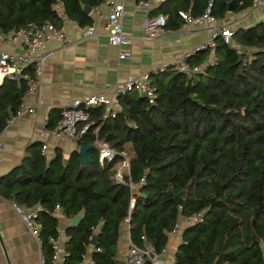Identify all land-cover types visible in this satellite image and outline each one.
<instances>
[{"label":"trees","instance_id":"trees-1","mask_svg":"<svg viewBox=\"0 0 264 264\" xmlns=\"http://www.w3.org/2000/svg\"><path fill=\"white\" fill-rule=\"evenodd\" d=\"M253 1L234 0L229 12L232 0H212L211 15L221 21L251 9ZM99 3L0 0V34L27 23L61 29L59 10L80 27L90 26L84 8ZM207 4L162 0L150 15L165 16L164 28L177 30L179 12L200 17ZM186 62L203 69L191 76L174 67L150 74L156 87L151 104L130 90L118 97L114 117L103 119L102 105L87 110L92 125L75 140L78 147H90L85 166L78 150L66 161L60 151L47 160L35 142L20 165L0 176L1 197L27 211L41 209L35 221L45 264L59 226L51 216L56 206L69 219L81 216L65 229L64 264H81L94 236L93 264H115L124 226L133 245H149L160 254L178 218L200 211L202 221L184 230L174 264H264V20L236 29L228 44L216 39L213 51L190 55ZM25 87L23 81L0 84V131L19 109ZM53 124L48 121V128ZM98 142L118 155L100 165ZM122 152L129 169L117 182Z\"/></svg>","mask_w":264,"mask_h":264},{"label":"crops","instance_id":"crops-1","mask_svg":"<svg viewBox=\"0 0 264 264\" xmlns=\"http://www.w3.org/2000/svg\"><path fill=\"white\" fill-rule=\"evenodd\" d=\"M161 1L147 2L149 10L155 9ZM115 2L124 5L122 26L130 41L123 49L130 52V57L119 60L118 50L108 45L105 31L107 8L98 5L90 9L88 15L95 31L90 38H82L83 27L68 20L59 10L63 19L60 30L64 32L68 46L62 48L55 40L48 43L47 51L50 56L42 66L41 87L29 95L25 89L17 110L18 112L21 109L20 118L12 123L6 121L5 127L0 131V176L20 165L29 156V146L35 142L41 143L42 153L45 152L47 160L52 158L56 151H60L66 161L72 151L78 150L75 140L61 141L50 134L60 121V109L72 100L94 94L109 96L113 86L122 83L127 77L147 73L157 66L174 67L178 60L189 57L193 48L209 39L205 22L191 26H185L182 22L179 29H160L156 38L147 40L144 35V19L147 14L149 17L157 15H150V11L147 13L137 0ZM262 20L264 7H252L239 14L228 13L225 19L216 21L215 26L225 27L233 32ZM3 51L18 53L22 51V47L0 41V52ZM210 57L211 55L207 59ZM3 80L0 77V84ZM48 121H54L51 129L47 126ZM58 223L64 238L61 246L65 249V229L71 225V220L61 215ZM176 224L178 228L173 232V227L168 233L162 252L149 259L151 264H174L183 232L190 226L185 223L183 217H179ZM0 238L6 254L5 256L0 245V264H40L36 239L12 208L11 201L1 196ZM128 245V230L127 226H124L116 246L115 264H125ZM147 246L149 245L145 247ZM93 250L89 245L86 256H90Z\"/></svg>","mask_w":264,"mask_h":264},{"label":"built area","instance_id":"built-area-1","mask_svg":"<svg viewBox=\"0 0 264 264\" xmlns=\"http://www.w3.org/2000/svg\"><path fill=\"white\" fill-rule=\"evenodd\" d=\"M99 1V6L108 9L107 22L105 25L108 45L118 50L119 60L128 59L130 57V52L123 49V47H125L130 41V38L125 35L122 26L124 5L122 3H116L115 0ZM211 4L212 0H208L205 13L200 17H192L187 12H179V16L185 26H191L201 22H205L208 26L207 28L210 35L209 39L201 45L193 48L191 55L200 51H213L215 48V40L218 38H220L225 44H228L231 40L232 32L230 30L225 27L215 26L216 20L211 15ZM139 5L149 13L150 10L147 2H140ZM252 7H264V0H254ZM165 25V16L159 14L155 17H149L147 14L143 22L145 38L147 40L156 38L160 29H163ZM94 34L95 31L92 25L85 26L81 30L82 38H90ZM51 40L58 41L62 48L68 46V41L64 32L49 23H43L40 25L27 23L25 26L12 31L7 35L0 34V41L22 47V51L18 53L0 52V77L16 83L23 81L26 86V93L28 95L35 93L42 85V66L50 56L47 51V45ZM186 58H182L175 63L174 69L177 72L186 76H191L202 71L203 66L191 65L186 62ZM212 63L213 60L211 58L206 60V64L211 65ZM166 69V66H157L147 73L129 76L122 83L113 86L109 96L94 94L83 99L72 100L68 105L60 109V121L55 128L50 131V134L61 141H68L71 139L78 140L92 125L89 121V115L87 112L89 108L102 105L105 108V113L102 118L106 119L108 117H114L120 111L118 97L125 95L130 90L137 91L141 97L147 99L148 103L151 104L154 99L156 87L151 81L150 74L163 72ZM39 103L40 102H38V104ZM20 116L21 109L16 114L9 115L7 122L12 123L18 120ZM1 146L2 142L0 140V147ZM97 147L98 162L100 165L104 162L112 161L118 155L106 143L98 142ZM119 156L121 157V163L116 171L115 180L117 182H123L124 173L128 172L129 169V163L125 152L120 153ZM142 183L143 180H141V184ZM133 202V200L130 201V207H132ZM11 205L29 232L36 239L39 248L40 264H45L46 261L41 253L40 241L38 238L39 225L35 221L37 213L41 209L37 208L36 210L27 211L18 207L13 202H11ZM61 215L63 214L58 206H56L51 212V216L57 220ZM202 218L203 212L201 211L193 213L188 217H183L187 225L198 223L202 221ZM177 228L178 224H175L172 231L175 232ZM61 230L62 229L59 225L57 227L56 237L50 241L53 254L49 264H64L65 259L68 256L66 250L61 246L62 241L64 240ZM150 255L153 257L155 256V252L150 246L140 249L129 241L125 264H145L146 261L150 259ZM81 264H93V261L90 256H85Z\"/></svg>","mask_w":264,"mask_h":264},{"label":"water","instance_id":"water-1","mask_svg":"<svg viewBox=\"0 0 264 264\" xmlns=\"http://www.w3.org/2000/svg\"><path fill=\"white\" fill-rule=\"evenodd\" d=\"M234 3V0H232V2L229 4V7H228V10L229 12H231L232 10V4ZM84 11L85 13L88 15L89 12H90V9L89 8H84ZM90 149L89 146H84V145H80L78 147V154L80 156V163L82 166H85L88 162H89V159L87 157V151ZM81 220V216H77V217H74L72 220H71V225L72 226H76ZM0 245H1V248H2V251L3 253L5 254V251H4V247H3V243H2V240L0 238ZM90 245L95 248L96 247V236L92 237V239L90 240ZM6 256V254H5ZM150 258H153L152 255H150ZM117 264H124L123 262H117Z\"/></svg>","mask_w":264,"mask_h":264}]
</instances>
